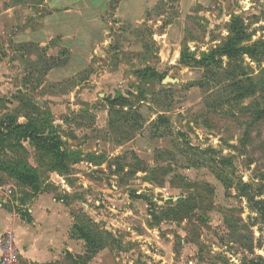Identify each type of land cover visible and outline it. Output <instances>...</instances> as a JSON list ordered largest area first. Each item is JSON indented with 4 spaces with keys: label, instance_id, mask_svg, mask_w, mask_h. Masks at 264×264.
Masks as SVG:
<instances>
[{
    "label": "rangeland",
    "instance_id": "rangeland-1",
    "mask_svg": "<svg viewBox=\"0 0 264 264\" xmlns=\"http://www.w3.org/2000/svg\"><path fill=\"white\" fill-rule=\"evenodd\" d=\"M233 19L264 40V0H0V121L47 119L68 155L54 171L31 141L1 136L4 206L61 201L75 222L64 264H264V45L213 72L182 62L225 42ZM239 65L257 89L233 101ZM122 95L137 113L111 127Z\"/></svg>",
    "mask_w": 264,
    "mask_h": 264
},
{
    "label": "trees",
    "instance_id": "trees-1",
    "mask_svg": "<svg viewBox=\"0 0 264 264\" xmlns=\"http://www.w3.org/2000/svg\"><path fill=\"white\" fill-rule=\"evenodd\" d=\"M251 36L252 35L248 32L242 21H240L239 19H233L230 26L229 37L225 42L212 49L210 53L206 54L201 59H197L194 56H189L186 53L182 52V62L187 65L192 64L196 67L206 68L207 72H213L214 69L221 67L224 57L228 58L230 62L239 61L245 55L255 59L259 57L261 53L260 47L264 45V40H257L253 43H249ZM29 44L24 43L21 44V46L23 47V45L25 46ZM49 68L50 66L47 67L46 70L48 71ZM233 71L238 72V75L231 78V82L227 85V87L230 88L231 92L234 93V97L232 98V100L241 101L246 97L254 95L257 89L256 83H254L251 76H248L243 66L239 65L234 68ZM139 73L146 74L144 70H141ZM156 74L157 73L154 70H151L149 75L154 77L156 76ZM244 77L247 78V80H243ZM205 78L206 77L199 80L198 82H195L196 85L205 88L207 86ZM18 96L20 97V102L24 107L31 106L32 115L35 116L39 113L48 114V112L40 110L41 107L39 106V104L33 103V101H30V99L25 98L26 96L21 92L20 94H18ZM137 96L139 100H141L140 96ZM141 97H143L142 93ZM108 101L111 105L109 122L111 127L116 124L117 119L128 120L129 116H131L133 112L137 113L138 106L134 105L133 101L125 95L115 98H108ZM116 107H121V109L117 111L115 109ZM121 111H125L123 113L125 115L121 116L120 118H115L116 112L121 114ZM29 115L25 122H17V120H14L12 118L0 121V137L14 135L18 136L21 140L31 141L38 150H41L48 155V157L52 161V170H67L68 155L63 148V141L60 135L55 130L49 127L47 119L35 120L34 117ZM262 115H264V109L262 110ZM155 123L158 126H166L167 120L165 116L160 115ZM9 172L22 184L33 186L37 182L36 174L28 168H10ZM241 187L242 194L247 197L250 206L252 207V209H254L260 203L256 200L258 194H251L252 187L248 183L242 182ZM20 214L28 222L32 221V218L29 216V214L25 212H20ZM83 238L88 240L86 235H84ZM90 251L92 253H95L96 250L88 247V252ZM240 264H252V261H243Z\"/></svg>",
    "mask_w": 264,
    "mask_h": 264
},
{
    "label": "crops",
    "instance_id": "crops-1",
    "mask_svg": "<svg viewBox=\"0 0 264 264\" xmlns=\"http://www.w3.org/2000/svg\"><path fill=\"white\" fill-rule=\"evenodd\" d=\"M21 206V212L29 213L32 221L0 206V234L8 229L14 232L21 264H64L65 255L74 245L70 232L75 222L67 207L48 194Z\"/></svg>",
    "mask_w": 264,
    "mask_h": 264
},
{
    "label": "built area",
    "instance_id": "built-area-1",
    "mask_svg": "<svg viewBox=\"0 0 264 264\" xmlns=\"http://www.w3.org/2000/svg\"><path fill=\"white\" fill-rule=\"evenodd\" d=\"M11 193L12 190L3 191V188L0 187V206H4ZM0 264H21L20 251L11 229L0 234Z\"/></svg>",
    "mask_w": 264,
    "mask_h": 264
},
{
    "label": "water",
    "instance_id": "water-1",
    "mask_svg": "<svg viewBox=\"0 0 264 264\" xmlns=\"http://www.w3.org/2000/svg\"><path fill=\"white\" fill-rule=\"evenodd\" d=\"M167 80V79H166Z\"/></svg>",
    "mask_w": 264,
    "mask_h": 264
}]
</instances>
